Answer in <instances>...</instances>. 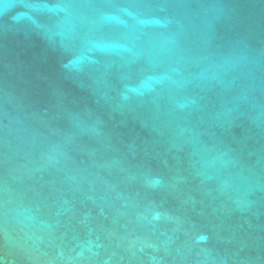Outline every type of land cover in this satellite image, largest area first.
Instances as JSON below:
<instances>
[{"label":"water","instance_id":"obj_1","mask_svg":"<svg viewBox=\"0 0 264 264\" xmlns=\"http://www.w3.org/2000/svg\"><path fill=\"white\" fill-rule=\"evenodd\" d=\"M0 264H264V0H0Z\"/></svg>","mask_w":264,"mask_h":264}]
</instances>
